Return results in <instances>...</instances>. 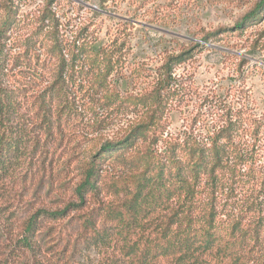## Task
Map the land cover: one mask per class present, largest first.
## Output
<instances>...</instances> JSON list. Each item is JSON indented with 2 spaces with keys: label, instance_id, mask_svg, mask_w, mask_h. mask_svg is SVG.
<instances>
[{
  "label": "trees",
  "instance_id": "1",
  "mask_svg": "<svg viewBox=\"0 0 264 264\" xmlns=\"http://www.w3.org/2000/svg\"><path fill=\"white\" fill-rule=\"evenodd\" d=\"M263 18L264 0H255L233 29ZM41 48L52 74L34 94L5 85L0 61V264H264V117L240 108L205 134L163 139L173 72L191 49L167 53L151 92L133 97L140 123L72 161L49 158L56 138L63 143L70 87L96 84L102 101L124 99L107 83L115 52L88 32L70 42L56 33ZM261 51L264 28L248 55Z\"/></svg>",
  "mask_w": 264,
  "mask_h": 264
},
{
  "label": "rangeland",
  "instance_id": "2",
  "mask_svg": "<svg viewBox=\"0 0 264 264\" xmlns=\"http://www.w3.org/2000/svg\"><path fill=\"white\" fill-rule=\"evenodd\" d=\"M103 1L55 0L48 4L50 0H0V26L8 13L13 15L6 36L0 39L3 82L19 89L26 86L27 95L41 89V83L44 81V86L51 77L52 67H43L48 54L41 45L47 38L54 39L56 33L70 42L84 30L96 44L115 52L114 70L107 83L124 100L102 101L99 97L104 90L97 92L96 84L84 85L82 90L70 87L69 102L73 100L74 105L66 108L63 143L58 145L60 136L56 138L58 146L47 149L49 158L72 161L78 150L81 153L97 142L123 138L145 114L133 97L151 92L167 53L188 49L189 59L173 72L177 94L169 103L163 139L205 134L214 120L223 115L233 117L240 108L262 120L264 51L248 53L264 28V18L242 31L233 29L255 0ZM219 29L225 32L217 41H200ZM25 49L29 50V59ZM262 132L264 135V128ZM263 137H259L261 163ZM161 145L160 141L159 151Z\"/></svg>",
  "mask_w": 264,
  "mask_h": 264
}]
</instances>
